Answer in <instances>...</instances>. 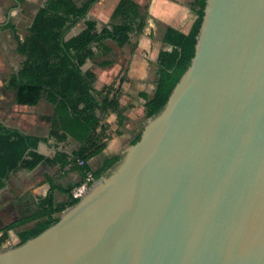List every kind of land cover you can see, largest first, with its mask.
<instances>
[{
	"label": "water",
	"instance_id": "1",
	"mask_svg": "<svg viewBox=\"0 0 264 264\" xmlns=\"http://www.w3.org/2000/svg\"><path fill=\"white\" fill-rule=\"evenodd\" d=\"M87 186L0 264H264V0L205 1L167 102Z\"/></svg>",
	"mask_w": 264,
	"mask_h": 264
},
{
	"label": "trees",
	"instance_id": "2",
	"mask_svg": "<svg viewBox=\"0 0 264 264\" xmlns=\"http://www.w3.org/2000/svg\"><path fill=\"white\" fill-rule=\"evenodd\" d=\"M97 1L84 0L78 5L74 0H44L23 42L15 49L23 61L5 79L15 104L36 106L43 100L53 108L52 116L47 119L50 124L48 137L63 141L70 136L80 144V148L70 156L57 153L52 159L45 158L35 150L38 143L46 139L23 135L16 130L8 131L0 125V189L4 187L10 172L17 169L31 170L40 163L59 164L61 168L72 165L81 170L83 177L89 173L93 180H97L119 160L120 155L107 158L94 171L85 163L101 153L109 139L104 134L106 128L99 125L101 119L114 113L120 124L123 115L118 102L119 89L111 84L97 91L94 88L96 75L90 70L83 71L82 67L97 55L109 53L110 49L104 45L106 40L118 47L128 45L132 53L134 45L130 42L129 34L141 33L145 26L146 9L143 7L142 12L134 0H119L110 22L97 31L95 22L86 19L91 6ZM197 1L200 7L194 12L195 18L186 34L172 27H167L164 32L162 40L170 50L158 54V74L153 94H141L144 120L151 118L165 105L174 86L190 65L206 0ZM118 18L120 22L113 23ZM80 21H83V29L66 39L68 30ZM1 27L5 29L7 25ZM111 65L112 62H103L98 67ZM98 112L100 116H97ZM139 138L140 133L133 138L131 145ZM78 161L84 164L76 167ZM81 184L61 188L50 181L49 191L45 198L38 201L35 212L0 229V243L8 238V231L29 223L33 225L16 233L17 245L53 225L58 221L56 214L79 201V198L71 195V191ZM55 190L67 194L68 200L54 204L52 194Z\"/></svg>",
	"mask_w": 264,
	"mask_h": 264
},
{
	"label": "crops",
	"instance_id": "3",
	"mask_svg": "<svg viewBox=\"0 0 264 264\" xmlns=\"http://www.w3.org/2000/svg\"><path fill=\"white\" fill-rule=\"evenodd\" d=\"M118 1L98 0L91 6L88 13L95 18L108 21ZM134 1L140 5L142 12L147 1L149 3L146 9L145 26L141 33L139 35L129 34L130 42L134 45L133 52L131 53L128 45L119 47L123 50L122 56L117 57L116 60L108 59L101 62H112L111 66L104 69L99 68V72L88 69L96 75L94 88L97 91L111 84L114 85V88L119 89L118 102L123 115L120 124L114 113L105 115L101 119L99 125L106 128L104 134L109 136V139L106 140L101 153L85 162L91 171L96 170L105 159L121 155L124 149L131 145L133 138L141 132L144 121V100L141 94L147 96L153 94L158 74V54L161 51L170 50V47L162 40L166 28L172 27L186 34L192 24L190 0ZM87 20L94 21L93 19ZM118 20L115 23H119L120 19L118 18ZM109 54H112L111 49ZM121 62H124L123 67ZM82 70L84 71L83 68ZM11 100V112L0 107V125L8 131L16 130L23 135L46 139L38 143L36 153L52 159L57 153L70 156L80 148V144L70 136H67L63 141L48 137L50 124L47 119L52 116L53 108L43 100L36 106H21L13 102V97ZM5 113L7 116L3 118ZM97 116H100L99 112ZM78 166L82 165L77 164L76 167ZM91 180L94 181L89 173L83 177L81 170L72 165L61 168L59 164L40 163L31 170L12 171L9 173L4 187L0 189V222L2 219H21L35 212L38 201L45 198L49 191L50 181L56 187L66 188L80 182H82L80 185L82 186ZM79 187H75L71 191V195ZM52 195L54 204L64 203L69 198L67 194L57 190L53 191ZM15 220L4 223L0 229ZM29 224L33 225V223ZM27 225L21 226L19 231L31 227H25Z\"/></svg>",
	"mask_w": 264,
	"mask_h": 264
},
{
	"label": "rangeland",
	"instance_id": "4",
	"mask_svg": "<svg viewBox=\"0 0 264 264\" xmlns=\"http://www.w3.org/2000/svg\"><path fill=\"white\" fill-rule=\"evenodd\" d=\"M83 1L84 0H74L76 4H80ZM43 2L44 0H22L21 3H18L17 0H0V107L7 109L9 112H11L12 110V91L6 87L5 79L9 74L16 71L19 68L21 62L23 61V58L16 53L15 49L18 44L23 42L25 36L28 33L31 21L33 20L35 14L39 10ZM148 3L149 1H147V3L145 4V9H147ZM189 4L191 11V20L193 21V19L195 18L194 12L200 7V3L197 0H190ZM87 19L94 20L97 30H100L104 25H107L110 22V20L105 21L95 18L94 16H92V14L89 13L87 15ZM118 21L119 20L116 19L115 21H113V23ZM3 25H7V28L2 29L1 26ZM82 29L83 21H80L68 30L66 37L75 36ZM104 45L110 47L109 49L112 50V54L108 53L105 56L97 55L93 60L86 62V64L82 67L84 71L91 69L99 72L98 65L103 60H116L117 57L123 55V50L117 47L115 43L107 40L104 42ZM121 65L123 67L124 62H121ZM122 70L123 69L121 68V71ZM6 116L7 114L5 113L3 118H6ZM146 120L143 121V125ZM89 189L90 188L87 186V189L85 190L84 194L87 193ZM61 213L56 215L58 219ZM12 220L15 219H2L0 222V227L4 223H8ZM29 226H32V224H29L25 227ZM20 229L21 227H18L15 230H12L11 232L8 231V238L2 243H0V251H4L6 249L17 246L18 239L16 238L15 232L19 231Z\"/></svg>",
	"mask_w": 264,
	"mask_h": 264
},
{
	"label": "built area",
	"instance_id": "5",
	"mask_svg": "<svg viewBox=\"0 0 264 264\" xmlns=\"http://www.w3.org/2000/svg\"><path fill=\"white\" fill-rule=\"evenodd\" d=\"M78 164L79 165H83V161H78ZM87 184H83L82 186H80L79 188L75 189L73 192H72V196L73 197H77V198H80L82 197V195L84 194L85 190L87 189Z\"/></svg>",
	"mask_w": 264,
	"mask_h": 264
}]
</instances>
